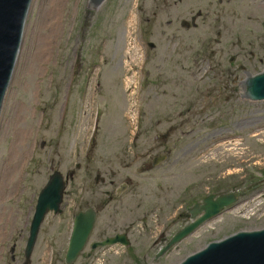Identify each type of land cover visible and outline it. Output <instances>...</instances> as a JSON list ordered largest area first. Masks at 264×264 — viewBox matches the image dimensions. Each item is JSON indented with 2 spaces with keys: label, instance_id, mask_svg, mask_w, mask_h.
I'll use <instances>...</instances> for the list:
<instances>
[{
  "label": "rangeland",
  "instance_id": "obj_1",
  "mask_svg": "<svg viewBox=\"0 0 264 264\" xmlns=\"http://www.w3.org/2000/svg\"><path fill=\"white\" fill-rule=\"evenodd\" d=\"M159 3L107 0L91 10L89 0H33L0 118V264L27 263L39 194L55 171L73 178L62 214L46 217L28 264H65L81 189L125 171L121 161L131 163L122 174L139 186L144 218L164 196L181 197L188 210L264 181V101L245 100L240 87L242 67L264 70V38L182 29L184 4ZM146 20L155 22L152 37L143 33ZM164 149L168 159L140 173ZM148 218L129 254L116 248L75 264H152L159 247ZM262 229L264 188L241 196L160 263L179 264L213 241Z\"/></svg>",
  "mask_w": 264,
  "mask_h": 264
},
{
  "label": "flooded vegetation",
  "instance_id": "obj_2",
  "mask_svg": "<svg viewBox=\"0 0 264 264\" xmlns=\"http://www.w3.org/2000/svg\"><path fill=\"white\" fill-rule=\"evenodd\" d=\"M159 1L172 4L174 7L184 4V13L186 12L189 15V20L181 19L176 22L182 29L204 28V30L215 34L217 38H222L227 33L234 36L239 34L258 35L264 38V0H156L157 9L161 8ZM142 10L144 11V8ZM156 14L154 13L155 16ZM154 24L155 22L146 20L144 25L147 27L150 25V29L146 28L143 30L145 36L152 37ZM172 25V21L167 22V26ZM158 29L162 33L163 28L160 27ZM165 34L163 32V36ZM147 45L151 49L156 48L154 43L148 42ZM169 152V150L164 149L161 154L154 156L150 164L145 166L144 171L143 167H140V173H151L163 163L159 162L161 157L168 159ZM135 156L137 157V154ZM121 162L124 165L122 166L120 163L121 169L125 171H111L112 178L107 181L102 177H96L95 183L82 188L79 199L76 198L72 231L75 220L80 214L92 211L96 215L92 233L85 247V250L88 247H90V250L89 252L84 250L79 259L88 260L100 251L110 252L116 248L129 254L135 243L140 242L143 229L150 225L148 216H151L152 225H154L151 228V232L155 233V236H153L155 238L154 244L159 247L152 264H161V260L170 254L174 246L161 256L160 253L169 246L178 232L192 223V209L180 208L179 205L183 200L181 197L167 200L166 196H164L161 198L159 209L148 213L147 217L144 218V201L138 194L137 188L139 186L133 182L130 176L122 174L131 167V163ZM95 184L102 185L105 188L104 192L96 191ZM176 206H179V208ZM104 214L106 218L102 222ZM179 225L181 227L176 229ZM157 232L159 234H156ZM109 238H118L119 241L112 247L93 250L95 244Z\"/></svg>",
  "mask_w": 264,
  "mask_h": 264
},
{
  "label": "water",
  "instance_id": "obj_3",
  "mask_svg": "<svg viewBox=\"0 0 264 264\" xmlns=\"http://www.w3.org/2000/svg\"><path fill=\"white\" fill-rule=\"evenodd\" d=\"M106 1L89 0L88 7L91 10H97ZM32 2L33 0H0V118L23 46L27 18ZM241 70L247 76V79L241 80L242 97L251 102L264 101V70L258 75H252L244 67ZM164 161H166L165 157H161L159 160V162ZM72 178L73 173L65 178L59 171H55L47 185L40 192L25 249L26 264L31 261L46 217L51 213L54 215L62 214L61 205L64 193L68 181ZM263 188L264 181H261L241 193L236 192L221 196L211 195L205 198L202 204L192 208V223L176 234L169 246L160 253V256L169 248L193 235L204 224L221 215L224 210L236 205L241 196L252 190ZM95 221L96 215L92 211L80 214L76 218L65 256V264H75L77 262L85 250ZM118 241V238H109L95 244L93 250L112 247ZM179 264H264V229L241 231L223 240L213 241Z\"/></svg>",
  "mask_w": 264,
  "mask_h": 264
},
{
  "label": "bare ground",
  "instance_id": "obj_4",
  "mask_svg": "<svg viewBox=\"0 0 264 264\" xmlns=\"http://www.w3.org/2000/svg\"><path fill=\"white\" fill-rule=\"evenodd\" d=\"M250 120H245L244 122H249ZM20 151H23V148H19L18 149V151H17V156L18 157H20ZM17 173V170H15V172H14V176H15V174ZM11 178H13V176L11 177ZM2 222H6V219H5V216L3 215L1 218H0V223H2ZM2 231H4V229H2L1 228V226H0V233L2 232ZM1 236V235H0Z\"/></svg>",
  "mask_w": 264,
  "mask_h": 264
}]
</instances>
